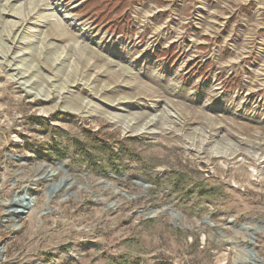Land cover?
Listing matches in <instances>:
<instances>
[{
    "label": "rangeland",
    "instance_id": "rangeland-1",
    "mask_svg": "<svg viewBox=\"0 0 264 264\" xmlns=\"http://www.w3.org/2000/svg\"><path fill=\"white\" fill-rule=\"evenodd\" d=\"M96 1L0 0V264H264V0Z\"/></svg>",
    "mask_w": 264,
    "mask_h": 264
},
{
    "label": "trees",
    "instance_id": "trees-1",
    "mask_svg": "<svg viewBox=\"0 0 264 264\" xmlns=\"http://www.w3.org/2000/svg\"><path fill=\"white\" fill-rule=\"evenodd\" d=\"M104 3L105 0H97L95 2V5L100 12L101 10H104L102 8L107 7V5L103 7ZM106 16L108 17V13ZM31 118H33L32 121L35 119L38 123H41L40 125L49 124L42 116L36 115ZM56 128V126L52 125L53 131H55ZM99 133V130H94L93 133L88 134L89 140L80 141L78 139H70V142L75 147L76 151L82 155L83 161L87 165L91 163L96 164L95 167H98L102 172H107L109 169L117 170L119 163H115V160L122 159V157H132V152L128 149L123 140L115 141L117 145V148H115L112 141H110L113 139V134L111 132H103V134ZM56 145L57 144L51 145V150L47 151V156H50L52 153L53 155L61 158L66 157V151ZM97 160L100 161L96 162Z\"/></svg>",
    "mask_w": 264,
    "mask_h": 264
},
{
    "label": "water",
    "instance_id": "water-1",
    "mask_svg": "<svg viewBox=\"0 0 264 264\" xmlns=\"http://www.w3.org/2000/svg\"><path fill=\"white\" fill-rule=\"evenodd\" d=\"M55 163L65 171L62 161H59V162L57 161ZM46 170L48 171L49 167H47ZM58 185H59L58 182H53L52 184H50L48 187V193H51L52 188L57 187ZM30 200H31V196H29L26 192H23L20 196L13 197L11 199V204H14V205H12V208H8V209H9V211H13L16 215H24L26 213V211L28 210L29 206L31 205ZM14 201H16L18 203V205H16L17 203L15 204ZM254 239H255V234L252 233V235L248 238L249 243L246 244L247 254L249 257H253L255 255V251H254L253 246L251 244V242ZM257 260H259V259H257Z\"/></svg>",
    "mask_w": 264,
    "mask_h": 264
},
{
    "label": "bare ground",
    "instance_id": "bare-ground-1",
    "mask_svg": "<svg viewBox=\"0 0 264 264\" xmlns=\"http://www.w3.org/2000/svg\"><path fill=\"white\" fill-rule=\"evenodd\" d=\"M52 170H48V172H51ZM53 172V171H52ZM34 200V196H31L30 204H32V201Z\"/></svg>",
    "mask_w": 264,
    "mask_h": 264
}]
</instances>
